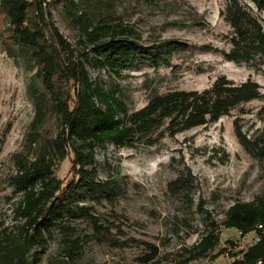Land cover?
Returning a JSON list of instances; mask_svg holds the SVG:
<instances>
[{
	"label": "trees",
	"instance_id": "1",
	"mask_svg": "<svg viewBox=\"0 0 264 264\" xmlns=\"http://www.w3.org/2000/svg\"><path fill=\"white\" fill-rule=\"evenodd\" d=\"M112 1L0 0V17L5 22L2 46L9 58L21 61L33 73L28 96L34 110L20 151L10 157L13 172L6 183L18 201L15 226L0 228V264L39 263L33 253L46 248L54 231L65 236L73 234L70 223L77 221L91 229L90 238L96 243L123 248L126 244L114 236L113 227L102 222L92 206L84 204L101 199L113 202L124 193L117 180L98 179L94 168L96 150L106 144L153 147L165 135L174 137L215 123L261 97L260 87L251 80L235 84L220 77L201 92L153 95L146 106L128 113L123 102L106 93L99 80L91 79L89 68L118 77L139 65L157 68L165 63V54L184 50L185 46L168 42L154 49L145 48L132 39L131 30L112 25L106 18L94 22L95 11L109 12ZM224 4L222 16L232 30L225 59L259 71L264 65V22L260 16L264 0H224ZM60 5L65 19L80 32L74 45L53 21L52 11ZM258 114L264 126V105ZM234 131L246 153L264 160V148L244 136L237 122ZM69 157L73 178L65 184L56 178L55 170ZM189 178L181 173L169 183V192L189 193ZM221 226L236 230L241 237L252 232L257 235L254 244L231 256V264H264V198L234 203L225 212ZM219 241L218 226L212 224L196 244L183 248L187 258L177 264L206 258ZM226 244L235 246L232 241ZM143 245L147 254L139 263L159 264L157 248ZM66 247L65 261L73 262L79 250L77 240L68 239ZM223 253L225 250L215 258Z\"/></svg>",
	"mask_w": 264,
	"mask_h": 264
},
{
	"label": "rangeland",
	"instance_id": "2",
	"mask_svg": "<svg viewBox=\"0 0 264 264\" xmlns=\"http://www.w3.org/2000/svg\"><path fill=\"white\" fill-rule=\"evenodd\" d=\"M247 5L258 14L252 4ZM224 6V0H113L109 12L95 11L94 22L106 18L112 25L131 30L132 39L145 48L168 42L185 46L165 54V63L157 68L139 65L118 77L89 68L91 79L99 80L106 93L123 102L128 113L146 106L153 95L201 92L220 77L235 84L251 80L260 87L261 97L215 123L174 137L165 135L153 147L106 144L98 148L94 163L98 179L117 180L124 193L113 202L101 199L84 204L92 206L126 245L111 249L98 244L90 238L91 229L84 222H71L73 234L54 231L46 248L33 253L39 259L37 264H140L138 260L147 254L143 243L157 248L159 264H177L187 258L183 248L196 244L212 224L218 226L220 234L217 247L206 258L189 264H231L233 254L257 241L255 232L241 237L236 230L221 226L225 212L234 203L264 198V160L246 153L234 131L237 122L244 136L264 148V126L258 114L264 105V65L255 71L225 59L232 30L223 19ZM62 7L53 9L52 18L74 45L80 32L65 19ZM260 16L264 22V12ZM4 28L0 17V228H12L18 196L6 180L13 172L10 157L20 151L33 118L28 96L33 73L5 54ZM86 50L91 56L90 49ZM70 168L69 157L56 168V178L66 184L73 178ZM181 173L190 176L191 189L187 194L173 195L168 185ZM68 239L77 240L79 250L73 262L66 263ZM227 241L235 246L230 248ZM222 250L225 253L215 258Z\"/></svg>",
	"mask_w": 264,
	"mask_h": 264
},
{
	"label": "built area",
	"instance_id": "3",
	"mask_svg": "<svg viewBox=\"0 0 264 264\" xmlns=\"http://www.w3.org/2000/svg\"><path fill=\"white\" fill-rule=\"evenodd\" d=\"M260 228V227H259Z\"/></svg>",
	"mask_w": 264,
	"mask_h": 264
}]
</instances>
